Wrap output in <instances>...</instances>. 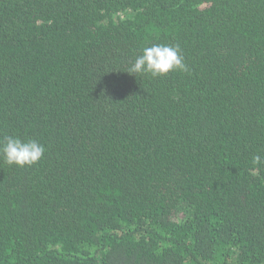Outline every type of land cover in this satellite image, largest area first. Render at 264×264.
<instances>
[{"label":"trees","instance_id":"trees-1","mask_svg":"<svg viewBox=\"0 0 264 264\" xmlns=\"http://www.w3.org/2000/svg\"><path fill=\"white\" fill-rule=\"evenodd\" d=\"M7 136L0 264H264V0H0Z\"/></svg>","mask_w":264,"mask_h":264},{"label":"clouds","instance_id":"clouds-1","mask_svg":"<svg viewBox=\"0 0 264 264\" xmlns=\"http://www.w3.org/2000/svg\"><path fill=\"white\" fill-rule=\"evenodd\" d=\"M187 71L179 45L154 43L142 49L134 63L128 68L130 75L150 74L152 77L166 76L173 71ZM45 147L36 140H22L19 137L7 136L0 141V158L12 166L23 168L37 164L44 156ZM253 163H264L260 155L253 157Z\"/></svg>","mask_w":264,"mask_h":264},{"label":"rangeland","instance_id":"rangeland-1","mask_svg":"<svg viewBox=\"0 0 264 264\" xmlns=\"http://www.w3.org/2000/svg\"><path fill=\"white\" fill-rule=\"evenodd\" d=\"M129 14H130V12H129Z\"/></svg>","mask_w":264,"mask_h":264}]
</instances>
